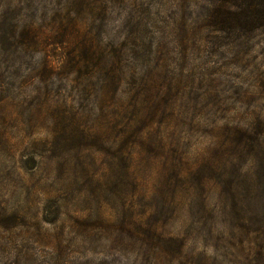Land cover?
Wrapping results in <instances>:
<instances>
[{
	"label": "rangeland",
	"instance_id": "obj_1",
	"mask_svg": "<svg viewBox=\"0 0 264 264\" xmlns=\"http://www.w3.org/2000/svg\"><path fill=\"white\" fill-rule=\"evenodd\" d=\"M0 264H264V0H0Z\"/></svg>",
	"mask_w": 264,
	"mask_h": 264
},
{
	"label": "trees",
	"instance_id": "obj_2",
	"mask_svg": "<svg viewBox=\"0 0 264 264\" xmlns=\"http://www.w3.org/2000/svg\"><path fill=\"white\" fill-rule=\"evenodd\" d=\"M263 1V0H262Z\"/></svg>",
	"mask_w": 264,
	"mask_h": 264
}]
</instances>
